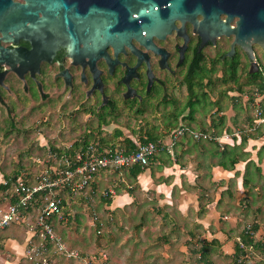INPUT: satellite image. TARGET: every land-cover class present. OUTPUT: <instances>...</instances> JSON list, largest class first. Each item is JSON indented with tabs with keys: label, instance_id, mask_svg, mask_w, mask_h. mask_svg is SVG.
<instances>
[{
	"label": "flooded vegetation",
	"instance_id": "obj_1",
	"mask_svg": "<svg viewBox=\"0 0 264 264\" xmlns=\"http://www.w3.org/2000/svg\"><path fill=\"white\" fill-rule=\"evenodd\" d=\"M54 1L58 5L52 11L39 4L29 8L36 14L12 13L4 35L0 29V45L9 53L8 61L0 62V103L21 108L31 103L41 125L53 126L63 120L59 114H66L73 122L75 111L86 114L87 121L93 113L121 118L143 109L156 116L188 113L189 109H183L187 100L207 92L205 73L216 68L212 75L221 76L231 62L246 76L261 69L264 51L258 44L246 40L257 64L251 66L247 51L234 42V33L217 35L211 21L200 23L204 18L200 12L189 10L183 18H172V26L161 35L151 34L143 42L130 36L128 42L115 48L110 43H93L91 35L109 23L106 10L117 16L112 31L134 26L126 22L118 4L108 0ZM149 2L159 8V17H167L164 8L169 0ZM147 5L132 0V17ZM63 16L71 25L64 26ZM226 17L219 14L234 28L237 16ZM139 28L145 36L146 30ZM65 30H71L77 39V50L72 54ZM52 110L56 111L52 114Z\"/></svg>",
	"mask_w": 264,
	"mask_h": 264
},
{
	"label": "trees",
	"instance_id": "obj_2",
	"mask_svg": "<svg viewBox=\"0 0 264 264\" xmlns=\"http://www.w3.org/2000/svg\"><path fill=\"white\" fill-rule=\"evenodd\" d=\"M262 51V50H261ZM264 51V49H263ZM264 57V55H263ZM227 59V58H226ZM237 65L235 62H231L226 68H224L223 75L215 77V75L212 73L215 69H212V72H209L208 74L205 73L204 76H208V82L207 87H209L210 90H214L216 86H223V89H219L218 93V99L211 100L210 103V109L208 112H204L202 115L203 122L199 124V128L194 126L188 127L192 129H197L203 132H207L212 135H220L223 131H229V126L226 127L227 119L225 114H223L222 110H225L226 106L222 102V94H226L228 91H236L238 92V95L236 96H229L228 98L232 99L233 102V110L234 116L232 117V122L236 126H239L241 128L240 130V141L239 143H235V140L233 144H226V143H219L217 141H213L212 139H193L188 132H186L184 135H181L176 142L174 143L173 147L170 151L162 150L154 155H152L149 159L146 165L141 166L140 164H128L126 166H112L107 167L101 170L99 173L95 175V177L89 181V183L85 186L84 191L86 193L85 199H89L92 196H98L97 198L99 201L95 204L96 209H99L100 212L95 210L94 215L96 216V221L94 224H91L93 226V232L98 237H104L108 234L111 228L108 226L110 225L112 216L114 215H124V212H131V211H156L157 213H162V216L164 218V223H171V225L176 226L179 225L180 222H178V218L181 220V222H187L189 224L188 227L192 226L199 227L201 226L199 222L187 219L183 220V216L179 214L176 211L175 206H146V200L137 198L136 197V206H124L123 208L119 209H109L106 208L107 205H110L111 203V193L107 192L104 196H100V194L103 193V190L106 188L108 184H112L113 188L115 189V193H135L137 186V176L142 173L147 167H151V164L153 163L154 159L161 160L164 158V156L170 155L172 153L175 154V147L176 143L183 142L184 140L187 143H190V141L193 142V145H199V147L202 148L203 151H206L207 153L210 152L211 157L215 158L216 160L210 161V165H221L225 169H233L235 164L239 161H245L244 171L242 174V188L244 195L239 199H235V179L238 177L239 172L234 173V178L229 183V186L226 190H223L222 194L220 195L218 201H217V210L220 213H222L224 210L223 208H228V206H242L245 213L251 212L254 214V217L252 222L250 224H247L242 227V230L237 233V235L234 236V239H232L231 235H228L223 228L222 230L227 234V238H231L234 240V246L233 251L231 253V257L233 259V264H248V260L244 257L245 254H247L246 249L249 247L253 249L255 252L259 253L264 257V238L262 239H256L254 237L255 232L258 230L260 225L258 222H256V218L258 217L261 221L263 220L264 215V178L261 173V153L264 150V146H260L257 149V161L250 158L251 152L249 150H245L246 143L249 139V137H257L258 135H261V128L260 123H255L254 118L250 115V112H246L244 115L243 110L248 109L251 110L250 104L253 103L255 108V98L257 95L262 92L263 86H264V62L261 64V69L256 73H249L247 74L244 81L241 80V72L237 69ZM206 83V84H207ZM245 93L247 94V102L246 104H242L241 102V94ZM263 93V92H262ZM208 94L207 92H201L200 95H195L196 98L187 100L185 106L183 109H189V112L186 114L174 113V114H164V115H157L155 117V121L157 123H153L151 120L147 119V115L151 114L150 110H138L134 112L133 114H126L121 115L124 117L118 118V115H112V114H104V113H93V116L91 118H88L87 123L85 124V127L83 128L82 132L75 138V140L65 143L63 145L56 146L53 142H49L50 144H39V142L35 141V139L27 140L26 138L29 136V130L30 128H24L23 123L24 121L21 120V124L19 126V129L16 128L15 122H13V115L9 114L8 118L10 120L9 122V128L7 131L15 130L18 132V135L22 136V140L24 139L23 143H27V145H23L25 147L22 151H19V159H17V162H13L10 158V170L8 172H0L1 180H0V194H3L0 198L2 201L3 196H8L10 201H14V198H12V188L10 185H6L3 183L4 180L8 179H14L15 177L19 175H24L27 178H34L35 174L39 172V170L44 166V163L37 162L34 158L39 156L40 158H44L47 154L48 149L52 150L53 152L57 153H67L70 155L69 157L72 158V155L75 151H81L84 150L87 145H92L95 149V152L99 153L104 151L105 148L109 149H116V148H123L127 152L133 151L136 149L138 143H144L148 141H156L162 137H165L172 133L176 128H178L180 125H186L185 118H188L190 120H194L195 117V110L198 103H201V97H206ZM264 99V96H263ZM213 105V106H212ZM215 105V106H214ZM214 107H216V110H214ZM222 111V112H221ZM221 112L220 115L218 113ZM39 114V113H37ZM242 115V116H241ZM263 112L261 116H263ZM207 116L210 118L209 122H207ZM129 118H134L138 120H143L142 124L138 126L137 130H135L134 126H130L128 123ZM174 118V120H173ZM38 119V118H37ZM125 120L124 122H122ZM176 122H173L175 121ZM95 121V126L92 127L93 122ZM248 123L251 129H257L254 133L246 132V128H244L242 123ZM116 124L118 127H121L122 125L126 126L132 134L136 133L138 139L134 137H122V139L117 142L116 140L118 138H121L123 135L122 130L119 128H115L111 133L106 132L107 129L105 125L108 124ZM36 126H41V124H38ZM40 130V129H39ZM43 131V130H42ZM236 137H233L235 139ZM64 139V138H62ZM66 139H70L67 138ZM27 140V142H25ZM205 143H208L209 146L204 145ZM68 146V147H67ZM34 152V153H33ZM23 153L26 155L25 158H21ZM161 158V159H160ZM50 164V163H47ZM46 164V165H47ZM42 165V166H41ZM107 174L109 177H107ZM221 182L219 183H213L211 182V186H219ZM132 187V188H130ZM203 193L199 195V209L197 216L200 218L202 215L206 212V204L208 203V199L212 200L211 196V189L202 187ZM208 193H205V192ZM225 193L227 195H225ZM71 193L69 191H61L59 193V196L62 198V215L63 219H59L57 216H53L50 218V222L55 230V232L61 237V240L70 248L79 251L81 255L86 254V252H83L81 250H78V248L67 244V239H65L57 230V226H66L64 229L68 230V221H70L71 216H69L68 211V205H65V201L67 199V196L71 197ZM44 196V192L38 193L36 195L37 198V204L40 205L42 203ZM0 201V202H1ZM5 202V199L3 203ZM236 203V205H235ZM219 205V206H218ZM75 206V205H74ZM151 209V210H150ZM169 211L173 212V215L171 216ZM175 210V212H174ZM227 211V210H226ZM225 212V211H224ZM223 212V213H224ZM31 213H34L33 210H31ZM33 217V214H32ZM75 221L78 222V216H75ZM257 218V219H258ZM67 219V220H66ZM66 220V222H64ZM65 223V225H64ZM224 223V222H223ZM78 224V223H77ZM225 224V223H224ZM138 225V224H137ZM202 225V224H201ZM249 225V226H248ZM248 226V227H247ZM14 227H21V229L25 232L26 224L23 222L21 224H13L7 228H14ZM139 227V226H138ZM203 227V226H202ZM193 228H189L188 230L189 234H193ZM222 228V227H221ZM6 229V228H5ZM3 229V230H5ZM99 230V233L97 232ZM1 231V230H0ZM6 231V230H5ZM68 236L70 234L68 233ZM66 237V236H65ZM72 238V237H71ZM70 238V239H71ZM82 242L86 243V238L83 239ZM194 238V237H193ZM197 240V239H196ZM198 243L199 247L195 250H192L191 252H194L193 254H196L195 252H199V255L195 257L196 261H199L203 264H213V262L209 258V253L211 249H214V245L216 246L219 244V241L216 238H211L210 240H206L205 238H199L195 244ZM202 243V244H201ZM49 246H51L49 244ZM89 256H94V253H89ZM51 256H56V254H51ZM58 258H63L61 256H58ZM64 259V258H63ZM105 259H101L99 262H92V264H101L104 263ZM32 264L31 262H29Z\"/></svg>",
	"mask_w": 264,
	"mask_h": 264
},
{
	"label": "rangeland",
	"instance_id": "obj_3",
	"mask_svg": "<svg viewBox=\"0 0 264 264\" xmlns=\"http://www.w3.org/2000/svg\"><path fill=\"white\" fill-rule=\"evenodd\" d=\"M263 62L264 57L261 54V64H263ZM245 78L246 75L241 73V80L244 81ZM223 88V86H216L212 91L207 87L208 95L206 97H201V103H198L196 106L194 112L196 118L194 120L185 118L186 125L199 128L200 122H203L202 115L204 112H208L211 100H215L221 93H218L219 89ZM230 95L236 96L238 95V92L228 91L226 94H222V102L226 106L225 110L222 111L224 112L223 114H225L226 119L228 117L227 114L232 115L233 110L234 101L228 98ZM240 97L242 104H246L248 98L247 94L242 93ZM10 104L11 103L5 105L0 103V172H8L10 170V158L16 163L17 159L20 158L18 155L19 151H22L25 148L23 145H27V143H23L24 139H21L22 136L18 135L17 131H7L10 122L8 118L9 112L14 117L13 122H15L16 128L19 129L21 120L24 121V128H30L29 136L26 139H35L39 144H50L49 142H53L56 146H61L65 143H69L75 140L87 123L86 114L75 111L73 122H70V117H67L66 114H59L63 117V120H57V123L55 122L53 126L41 125L39 127L36 126L38 125L37 118H39V114H37V110L30 108L31 103L27 104L24 108H21L18 104ZM249 104L251 105V110L245 109L243 110V113L246 115V112H250V115L253 117L254 105L253 103ZM215 110L216 107H214L212 112ZM227 110L229 111L226 114L225 112ZM52 111L53 114L56 110ZM155 117L156 115L153 113L147 115V119L151 120L153 123H157ZM89 118H91V116ZM206 119L209 120V117L207 116ZM124 121L125 120L122 122ZM142 121L143 120H136L134 118L128 119L129 125L134 126L135 130H137L138 126L142 124ZM173 122H176V120ZM95 124L94 121L92 127H94ZM115 128H119L123 133L121 138L116 140L117 142H119L122 137L126 136H132L138 139L137 131L132 134L130 131L131 129L129 130L124 125L118 127L116 124H112L109 127H106V132L111 133ZM66 137L70 139H66ZM27 140H25V142H27ZM25 157L26 155L23 153L21 158ZM37 157L39 156L36 155L34 159ZM107 177H109L108 174ZM110 191L113 192L111 193V197H113L115 189L111 183L106 186L100 196L102 197ZM2 195L3 194H0V198ZM70 195L72 196H67L65 201V205H68L69 208V216H71L70 221L67 223L68 230L66 229L65 231L64 229L66 226L60 225L57 226V230L65 239H67V244H70L83 252L94 253L96 257L94 262L97 263L101 259L107 258L104 263L101 264H203L195 259V257L199 255V252H195L196 254L191 252L199 247L198 243L195 244L199 238L210 240L216 236L214 233L222 227L221 229L224 228L226 233L231 235V238L234 239V236L242 230V227L250 224L253 218H255L254 214L251 212L245 213L242 206H228L227 209L223 208L225 212L223 211L224 213H220V217H217L219 216L218 214H213L212 217L214 218L212 219L214 220V224H210L212 221V219H209L210 217H204L205 219L201 220V224L204 225L199 224L201 228H193L190 226L193 228V234H189V224L187 222H181L179 218L178 222H180V224L173 226L171 223H164L162 213H157L156 211L150 212L148 210L131 211L124 212V215H119V217L116 215H114V217L112 216V223L108 226L111 229L108 234L104 237L97 238V235L92 233L93 226L91 225V222L93 221L95 210L100 212V210L95 207V204L99 201L97 198L98 196H92L89 199H85V192L83 194ZM4 199L5 202L3 203ZM8 201V196H3L0 206H4ZM70 204H72V206H69ZM106 208L110 207L107 205ZM168 213H170L171 216L173 215L172 211L168 210ZM75 216H78V222L75 221ZM257 218L255 220L260 227L255 232L254 237L256 239H262L264 238V221ZM66 220L64 222H66ZM192 220H194V218H192ZM5 230L0 231V239L7 237L9 235L7 232L11 229L6 228ZM4 231L7 234L2 233ZM68 233L72 238L68 236ZM217 233L222 240L216 246L214 245V249H211L209 253L210 260L213 264H233V259L230 255L233 251L234 240L231 242V238H226V235H222L219 232ZM82 237H84L83 239L86 238V241L88 242L83 243ZM224 243H227L225 247L223 246ZM9 248V246L4 248L3 243L0 242V264H8L7 261H15L17 264H30L26 258H24V260L23 258H19V255L12 250L10 252ZM51 252L52 251H50V253ZM246 252L247 254H245L244 257L248 260V264H264V257L262 255L249 247L246 249ZM52 259L55 264H82L81 262L74 260H66L65 258L61 259L58 258V256H54Z\"/></svg>",
	"mask_w": 264,
	"mask_h": 264
},
{
	"label": "built area",
	"instance_id": "obj_4",
	"mask_svg": "<svg viewBox=\"0 0 264 264\" xmlns=\"http://www.w3.org/2000/svg\"><path fill=\"white\" fill-rule=\"evenodd\" d=\"M262 92L257 95L260 100L264 95V86ZM254 104V121L257 124L263 120L262 109L257 102ZM186 132L193 139L221 140L219 136H212L187 125H180L172 133L156 141L138 143L136 149L130 152L123 148H105L103 153H97L92 145H87L84 150L75 151L71 158L67 153H57L48 149L44 158L35 159L39 163H44V166L33 179L19 175L14 179L3 181L4 184L11 186L14 201L9 199L4 206L0 207V230L13 224L23 222L26 224L23 256L32 264H55L51 254L82 264H92L95 261V255L89 256V253L81 255L79 251L70 249L55 232L50 222L53 216L63 219V204L61 205L62 198L59 193L69 191L71 194H83L89 181L107 167H122L136 163L144 166L155 153L162 150L170 151L176 140ZM40 192H44V196L42 203L38 205L36 195ZM110 193L113 192L110 191ZM31 210L34 213H31ZM95 221L94 215L91 224ZM97 232L99 233V230Z\"/></svg>",
	"mask_w": 264,
	"mask_h": 264
},
{
	"label": "crops",
	"instance_id": "obj_5",
	"mask_svg": "<svg viewBox=\"0 0 264 264\" xmlns=\"http://www.w3.org/2000/svg\"><path fill=\"white\" fill-rule=\"evenodd\" d=\"M255 102L260 105L264 114L263 97L260 100V97L257 96L255 98ZM228 111L229 110H227L225 113L227 114ZM220 114L221 113H218V115ZM227 116L226 127L229 126L230 132L223 131L222 134L215 135L221 137L220 141L214 139L212 140L231 145L233 144L234 140L235 143H239V133L241 128L232 122L234 111L232 110V115L227 114ZM262 119L263 120L259 122L261 125V135H258L257 137H249L245 148V150H249L251 152L250 158L255 161H257V149L262 145L264 146V115L262 116ZM209 120H207V122H209ZM242 124L244 128H246V132L254 133L257 130L251 129L249 124L246 122H243ZM224 134H227L228 136L224 137ZM233 137L236 138L233 139ZM186 141L188 140L176 143L177 145L174 151L175 154H165L166 156H164L162 159L160 158L161 160H158L157 158L154 159L151 167H147L137 176V186L135 187V193L114 192L113 197H111V203L108 205V207L111 209H121L127 205L136 206V197L141 199L145 198L144 200H146V206H154L155 204L158 206H175L176 211L181 214V216H183V220L194 218L195 221L201 223V220H204L205 218L210 217V220L214 218L212 217L213 214L219 215L217 210V201L220 195L223 193L222 191L228 188L229 183L234 178L235 172H239V175L235 179V192L233 193H235V199L239 200L244 195L241 180L245 161H239L231 170L225 169L221 165L217 164L210 165V161L216 160L215 158L211 157L210 152L207 153L206 151H203L198 144L193 145L192 141H190V143H187ZM204 145L209 146V144L205 142ZM260 164L261 173L264 178V150L261 153ZM211 182H215L216 184L221 182V184L216 187L211 186ZM202 187L211 189L212 200L208 199V203L205 206L206 212L199 218L197 213L200 201L199 195L204 192L202 191ZM208 192L206 191L205 193ZM225 195L227 194L225 193ZM69 206H72V204ZM213 221L214 220L212 219L210 224H214ZM10 229L11 230L7 232L9 235L3 239L1 238L0 242L3 243L4 248L9 246L10 252L12 250L14 253L19 255V258L24 259L23 255L26 244V233L21 229V227H14ZM217 232L222 235H226L227 238V234L221 228H219L218 231L214 233V235H216L214 238H216L219 242H221L222 238L218 236ZM2 233L5 234L6 232L4 231ZM230 241L232 242V239ZM226 245L227 243H224L223 246L225 247ZM7 263L17 264L15 261H7Z\"/></svg>",
	"mask_w": 264,
	"mask_h": 264
},
{
	"label": "water",
	"instance_id": "obj_6",
	"mask_svg": "<svg viewBox=\"0 0 264 264\" xmlns=\"http://www.w3.org/2000/svg\"><path fill=\"white\" fill-rule=\"evenodd\" d=\"M110 1L120 6L122 14L126 15V22L129 24L133 23L134 26L124 31H112L117 16L113 10H106V20L109 23L105 25L104 29L101 31L96 30L91 35L93 43L98 41L104 44L110 43L116 48L117 44L128 42L130 36H134L143 42L151 34L161 35V32L168 30L172 26V18H183L191 10L192 13H202L204 18L200 22L201 24L205 20L211 21L217 35H220V33L228 34L229 31H232L234 33V42L240 44L247 51L251 59V66H257V64L254 60L252 49L246 43V40L251 39L261 49H264V0H169V4L164 8L167 12L166 18L159 17V8H155L154 2H149V0H133L134 2H148L147 9L144 7L139 8L135 17L131 15L130 5L132 0H108L107 2ZM39 4H43L47 11H52L58 5L54 0H25L23 4L12 0H0V29L3 35L5 32L4 26L10 21V17L13 16L11 15L12 13L36 14L35 11H31L29 8ZM220 13L227 14L226 18L230 14L236 15V26L231 28L226 20H221L219 18ZM138 19H142V21L136 23ZM62 21L64 26L71 25L66 16H63ZM139 27L146 30L145 36L141 34ZM65 31L68 38V47L72 54L77 50V39L71 30ZM232 52L233 48L227 54L231 55ZM8 54V51L0 45V62L8 61Z\"/></svg>",
	"mask_w": 264,
	"mask_h": 264
}]
</instances>
